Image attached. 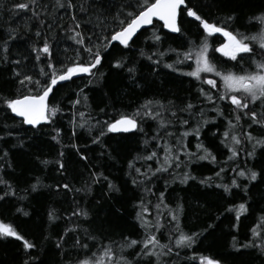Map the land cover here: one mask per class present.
I'll list each match as a JSON object with an SVG mask.
<instances>
[{
	"label": "snow or ice",
	"instance_id": "snow-or-ice-1",
	"mask_svg": "<svg viewBox=\"0 0 264 264\" xmlns=\"http://www.w3.org/2000/svg\"><path fill=\"white\" fill-rule=\"evenodd\" d=\"M95 0H51V6L43 3L42 0H25L17 2L13 6L14 11L23 10L30 12L41 28L53 30L56 28L64 32L67 39L71 40L76 48L74 55L65 60L54 57L53 45L48 32L41 30L35 31L34 35L38 38L41 47H34L32 51L36 53L35 60L40 62L44 59V64L39 67L36 76L22 73L18 68L12 69V77L19 85L17 91L19 95L5 96L0 95V109L7 114L10 112L15 117H19L21 125L31 126L37 132L42 131V125L51 126L54 135L51 139L57 144H61L62 129L57 126L58 117L64 115V109L57 101L54 90L57 85L63 82H75V78H86L84 87L75 93V98L70 101L73 108L77 106H87L88 97L84 93V88L89 87L102 79L104 73L101 67L105 60V53L112 55L109 49L115 44L121 51L132 48L136 40L141 36L145 37V42H151L152 46L159 47L164 37L161 30H167L168 33L178 34L180 37L185 35L183 24L185 19L188 22L195 23L200 30V42L190 41L182 45L183 50L169 49L175 53L173 63L163 62L164 52H153L146 54L143 49L140 55L145 57L153 64L163 66L173 73H179L183 76L193 78L199 81L202 87L199 94L203 101L211 105L210 111L215 112L217 117L225 119V128L220 134L219 145L227 150L225 155L227 160L224 164L231 162L235 167H219L215 172V177L209 176L199 179V183L206 187H216L222 189L226 196H233L234 190L243 192L244 196H249V187L258 186L256 182L264 183V171H257L255 168L247 167L248 159L255 158L257 150L264 149V134L254 135L252 129L256 126L264 130V10L253 12L244 25L245 31H239L231 28V23L236 20L235 16L229 15L222 22L211 21L201 15L198 8L192 5L191 0H135V4L122 3L119 11L110 12L111 20L108 15L93 7ZM2 7V5H0ZM131 9V10H129ZM63 10L70 15L71 24L65 25L57 23L58 13ZM88 16L87 22H92L95 16L97 26L101 31L99 34L93 33L87 35L83 31L79 14ZM48 18L53 23H48ZM184 18V19H182ZM151 31V35L147 33ZM14 29L10 30L9 39H14ZM95 36V39H93ZM223 38V39H220ZM218 41L219 46L213 48L212 43ZM211 42V43H210ZM9 48L7 42L0 48V67H5L9 63ZM67 52V49H65ZM87 53V56L81 53ZM210 52L213 53L210 56ZM219 53V57L214 54ZM157 57L153 59V57ZM223 58V59H221ZM55 59V63L53 60ZM11 63L19 66L21 59H15ZM247 65V67H245ZM114 69H125L131 80H136V68L128 65V61L121 56L114 59L111 64ZM187 67V71L184 70ZM40 77H43L41 79ZM139 87V84L136 85ZM207 86V88L203 87ZM21 89L26 90L22 92ZM217 101L224 102L231 111L225 115L223 109L217 104ZM260 109L259 111L257 109ZM195 109V111H193ZM103 111V109L101 110ZM187 113L189 118L182 119L179 114ZM199 116L195 125L190 124V119ZM78 116V120L70 118V124L73 125L72 135L75 136L76 127L85 128L89 125L86 119V113L78 110L73 113ZM247 118L248 127L245 128L242 121ZM148 120L156 122V131L151 136V141H155L154 150L147 152L143 156H137L134 161L128 164V176L134 189L156 197V202L147 199L146 195L137 197L133 212L139 228L142 230L140 239H132L127 236L121 238V241H109L96 244V237L84 229L85 241L91 239L93 244L90 246L87 242H82L80 236H76L73 244L76 258L65 264H171V257H179L181 251L192 249L197 244V237L200 233L186 234L182 227V217L184 206L179 201L175 207H171L166 199L167 189L171 184L179 181L181 185H186L189 181H195L198 178L189 170L193 163L207 162L217 165L218 158L213 150L206 146L201 140V129L210 121L205 118L203 107L187 102L179 107L172 100L165 102L162 99L148 98L140 104L131 114L120 113L118 117L112 120L96 121L99 125V133L92 138V143L102 146V137L109 133H145L143 127ZM213 123L215 121H212ZM180 126L191 128V131L185 130L179 134V139L175 141L177 147L175 153L173 147L166 141L168 137H173L176 133L168 129ZM5 128L10 127L5 124ZM87 130L91 132L92 128ZM163 132V135H162ZM8 137L13 136V132L8 131ZM193 136L197 143L196 151L190 150L184 138ZM6 137L0 135V141H5ZM165 140L161 145L160 141ZM150 144L149 139L144 140L145 149ZM23 146V142L20 143ZM72 147L79 154L80 159L88 160V156L80 151L78 145ZM163 147L164 155L161 158L155 149ZM243 153V157L242 154ZM104 155V153H101ZM65 152L60 150L57 164V171L64 174L66 171L63 157ZM181 156L185 159L182 160ZM9 152L0 150V201H6L8 197L16 196V190L8 179L5 178V165L11 167L8 163ZM154 161L159 166L153 168L151 164L147 165L145 170L136 166V161ZM243 160L244 167H241ZM42 164L48 165L50 161L42 160ZM180 170V171H178ZM231 171L234 175L228 182L224 181L222 174ZM167 173L169 179L164 182L163 190L153 191L149 187V182L153 178H159ZM217 178L221 182H217ZM105 182L109 192H119L120 188L109 180L102 172L93 171L90 173V181L81 187H74L69 182L53 185H44L39 178L30 185V191L36 192L42 187L54 188L56 192L61 190L68 193H83L84 197L92 194L95 184ZM243 199V198H241ZM76 206L71 209L68 219L78 218L82 223L89 219V211L84 204L76 201ZM155 209L153 213L152 209ZM25 216L28 215L22 208L17 209ZM235 213V223L233 227L239 228L241 217H247L250 212V202H241L227 209ZM165 213L167 218L165 219ZM62 214L55 208L48 212V220L55 224L62 219ZM162 230L168 231L167 243H162L164 236ZM81 231L80 225L69 228L67 232L78 233ZM251 238L247 243L240 244L239 249L257 250L264 255V208L260 210V215L256 218L255 226L251 227ZM67 235V233H65ZM13 238L21 241L22 250L28 253L23 260V264H36L37 244L29 241L21 235L11 224L0 221V239ZM235 240V237H233ZM57 249H63L62 238L56 243ZM235 247V245H233ZM95 249V251H93ZM127 253V254H126ZM187 255V252L184 253ZM192 260H199V264H222L219 258L211 256H193ZM43 264V262H40Z\"/></svg>",
	"mask_w": 264,
	"mask_h": 264
},
{
	"label": "trees",
	"instance_id": "trees-1",
	"mask_svg": "<svg viewBox=\"0 0 264 264\" xmlns=\"http://www.w3.org/2000/svg\"><path fill=\"white\" fill-rule=\"evenodd\" d=\"M17 2H25V0H0V5H2L0 7V48L6 42L9 48V63L5 67H0V95L5 96L20 94L17 91L19 85L12 77V69L18 68L22 73L36 76L39 67L44 64L43 55L41 61L37 62L34 58L36 53L32 51L34 47L42 46L34 35L35 31L48 32L50 37H54L51 43L55 58L65 60L72 57L76 48V45L67 39L64 32L56 28L55 24L51 31L46 27L42 29L30 12L14 11L13 6ZM42 2L51 6V0H42ZM77 2H82V0H77ZM124 2L125 0H95L93 7H97L105 15H108L110 21L109 13L119 11ZM126 2L135 4V0H126ZM191 3L199 9L201 15L211 21L222 22L229 15L235 16L236 20L231 23L230 27L239 31H245L244 25L247 24V19L253 12L264 10V0H191ZM58 17L60 19L57 20V23L71 24L70 15L64 13L63 10L58 13ZM78 18L82 22L81 31L87 35L100 33L101 29L97 26L95 16L92 17L90 23L87 22L88 16L83 13H80ZM188 19H185L183 24L185 33L183 37L161 30L164 39L158 48L152 46L151 42L146 43L143 36L136 40L135 45L130 49L121 51L114 44L113 48L116 51L113 52L112 49H109L112 55L104 54L105 60L101 67V71L104 73L103 78L84 88V93L88 97L87 106L73 108L70 103L75 98V93L84 87L86 78H77L74 83L63 82L57 85L54 92L57 101L64 109V115L58 117L57 123V126L62 129L61 144H57L51 139V136L54 135L51 126L42 125L43 130L37 132L28 125H21L20 120L10 112L6 114L3 109H0V135L6 137L5 141H0V150L9 152L8 163L11 165V167L5 165V178L16 190V196H10L6 201H0V221L11 224L26 239L37 244V249L34 250L37 253L36 264H40V262L43 264H65L67 261L74 260L75 253L78 251L73 248L76 236H80L82 242H87L90 246L93 244L91 239L85 241L84 229L96 237V244L121 241L124 236L132 239L141 238L142 230L134 217V204L137 202V197L141 195H146L147 199L152 200L153 203L156 202V197L133 188L128 176V164L134 161L137 156H143L154 150L156 142L151 141V136L156 131V122L148 120L144 123L143 127L147 135L144 133H109L102 137V146L93 144L92 138L97 136L100 130L99 125L96 124L97 120H112L120 113L131 114L148 98L162 99L165 102L172 100L179 107L187 102L193 103L197 107H203L205 118L210 122L201 129L200 140L213 150L219 162L217 165L209 164L206 161L193 163L189 170L198 179L189 181L186 185H181L177 181L167 189L166 199L169 205L175 207L179 201L184 206L182 217L184 232L186 234L200 233L197 237V244L192 249L182 250L179 257L172 256L171 264H199V260H192L191 257L201 255L219 258L222 264H264V255H261L257 250H237L240 244L247 243L251 238L250 229L255 226L256 218L260 215V210L264 208V183L257 181L256 185L258 186L250 185L247 197L239 190H234L236 194L233 196H226L222 189L214 186L206 187L199 183V179L215 177V172L221 166L235 167L231 162L224 164V161L227 160L225 155L227 150L219 145L220 134L225 128V119L217 117L215 112L210 111L211 105L203 101L199 94V89L202 87L199 81L179 73H173L165 68L163 63L157 66L140 55L141 49L148 55L153 52H164L166 54L163 56V62L173 63L175 53L169 49L183 50L182 45L190 41L200 42L202 39L196 24L188 22ZM47 22L53 23V20L48 18ZM11 29L15 30V38L10 40ZM147 35L150 36L151 31ZM218 46V41L212 43L213 48ZM81 55L87 56V53L82 52ZM212 55L213 53L210 52V56ZM214 55L219 57L220 54L215 53ZM121 56L128 61V65L136 68L135 81L130 79L126 68L119 70L112 68L111 64L114 59H119ZM156 58L153 57V59ZM15 59H21V65L17 66L11 63ZM53 62L55 63V59ZM184 70H188L186 66H184ZM40 78L43 79V77ZM137 84L139 87L136 86ZM203 87L207 88V86ZM21 91L26 94L25 89H21ZM217 104L223 109L226 116L231 111L224 102L217 101ZM102 109L103 111H101ZM78 110L86 113L85 118L88 119L89 125L83 129L76 127L77 134L73 136V125L69 121L70 118L79 119L78 116H73V113ZM179 115L182 119L189 118L187 113ZM198 120L199 116H194L190 119V124L195 125ZM242 123L245 128L248 127L247 118ZM5 124L10 127L5 128ZM88 127L92 128L91 132L87 130ZM168 130L176 133L175 136L168 137L166 141L173 147L175 153L177 147L175 141L179 139V134L185 130L191 131V128L185 129L177 124L175 128L170 127ZM249 130L257 136L264 134V130L256 126ZM8 131L13 132L14 135L8 137L6 135ZM145 139L150 140L147 149L144 145ZM21 142H23L22 147L20 146ZM184 142L188 144L191 151H196L197 140L193 136L184 138ZM73 144L79 146L80 151L88 156V160L80 159L79 154L72 147ZM160 144H165V140H161ZM60 150L65 152L63 161L66 171L63 175L57 171L58 166L55 163L59 158ZM155 150L162 158L163 147ZM241 155L243 157V153ZM181 159L184 160L185 157L181 156ZM42 160H48L50 163L44 165L41 163ZM240 163L241 167H244L243 160ZM149 164L153 168L159 166L154 161H136V166L141 167L142 171ZM247 167L264 171V149L257 150L254 159H248ZM93 171L102 172L120 188V191L109 192L104 181L95 184L92 194L88 197H84L83 193H68L66 195L64 190L58 193L54 188L49 187H42L36 192L29 190L30 185L36 182V178H39L44 185L55 186L58 183L69 182L74 187H81L90 181V173ZM222 175L224 176L223 182H228L234 173L229 171ZM166 179H169L167 173L159 178L154 177L153 182H149V187L157 192L163 190ZM217 182L221 181L217 178ZM2 188L3 186H0V189ZM73 197L77 202L87 207L90 219L86 223H82L76 217L68 219L71 209L76 206ZM246 201L250 202V212L247 217H241L237 229L233 227L235 213L229 212L227 209ZM18 208H22L28 215L25 216L22 212H18ZM53 208L63 216L55 224L48 220V212ZM152 211L155 213L154 208ZM77 224L80 225V232H67L69 228H73ZM162 231L164 236L161 242L167 243L168 231ZM61 238L62 250L55 247ZM21 244V241L13 238L0 239V264H23L28 253L22 250ZM185 252L187 255L184 254Z\"/></svg>",
	"mask_w": 264,
	"mask_h": 264
},
{
	"label": "water",
	"instance_id": "water-1",
	"mask_svg": "<svg viewBox=\"0 0 264 264\" xmlns=\"http://www.w3.org/2000/svg\"><path fill=\"white\" fill-rule=\"evenodd\" d=\"M166 32H167V30H165ZM168 33V32H167ZM170 34H172V33H170ZM75 79H77V78H75ZM14 115V114H13ZM17 119H19L20 120V118L19 117H16ZM31 127V126H30ZM113 134H130V133H113Z\"/></svg>",
	"mask_w": 264,
	"mask_h": 264
}]
</instances>
